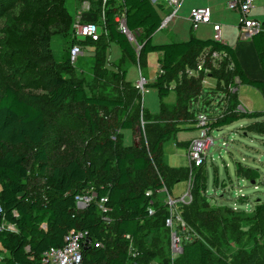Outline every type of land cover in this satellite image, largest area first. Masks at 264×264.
Listing matches in <instances>:
<instances>
[{"label":"trees","instance_id":"16d2710c","mask_svg":"<svg viewBox=\"0 0 264 264\" xmlns=\"http://www.w3.org/2000/svg\"><path fill=\"white\" fill-rule=\"evenodd\" d=\"M7 10L10 13L3 30V64L21 83L17 86L13 82H6L0 95V206L3 213L0 217V247L8 255L6 264H40L41 255L45 251L62 247L65 237L75 231H86L93 241L103 245L102 249L85 248L82 251L83 264H126L129 255L119 246L129 240H137L145 229L152 226L154 214L148 213L153 208V202L152 195L146 196L147 191H158L171 184L183 182L188 177L187 167L172 168L165 163L161 149L162 144L173 139L178 132L194 130L196 121L190 109L202 91L201 79L204 77L180 76L178 63L186 60V69L187 66H193L194 69L197 57L204 49L224 51L229 56L233 69L226 70L227 62L223 61L218 69H210L213 72L212 79L219 73L217 78L226 89V76L236 77L239 80L238 86L257 90L264 103V21L263 30L251 39L262 76L255 81L245 76L233 51L227 45L211 39L192 38L180 43L153 44L152 36L158 30L162 17L160 5L152 4L150 0L105 1L101 8L104 13L102 27L96 23L101 13L89 7L88 12L95 15L92 23L101 30L104 29L106 34L101 33L97 41L84 39L82 42L93 46L100 43L106 35L132 63L138 65L141 64L140 56L145 58L151 53L158 54V73L154 82L147 86L154 88L160 99L166 98L171 91L175 95L171 105L160 101L156 114H150L142 108L146 125L143 129L131 121L120 124V130H136L139 140L133 139L128 148L117 147L114 166L111 167L108 162L104 164L107 181L99 187L96 185L97 171L91 163L86 168L75 161H69L64 166L47 164L44 149L46 122L37 104L43 103L53 111H58L70 99L73 104L86 107L120 109L125 105L124 100L86 96L82 83L74 76L70 66L69 50L65 54L66 64L62 67L67 77H62L56 68L50 41L54 36H68L73 25L72 15L65 8V0H0V14ZM121 14L127 32L140 34L139 57L135 55L125 34L117 29L114 19ZM78 43L79 40L72 38L70 34L69 49L73 45L79 46ZM101 49L104 50V47ZM50 61L53 62L50 70L44 69L43 65ZM120 78L130 86L124 80L125 71ZM174 82L176 87L169 90L168 86ZM132 87V90H137ZM19 88L37 94H28V101H25ZM133 92H136L135 101L140 102L138 91ZM228 97L222 105L225 108L223 117L209 126L211 130L220 129L241 119L264 118V109L253 113L234 112L239 105L238 98L232 94H228ZM84 114L87 115L85 110ZM182 120L186 123L182 124ZM167 122H171L168 123L169 129H164ZM256 124L257 121L249 125L252 133L257 131ZM21 145L34 152L33 158L37 161L41 175L50 169L44 180L46 188L43 199L30 196L27 191L26 156L7 147ZM185 145L187 149L189 142ZM115 148L114 141L107 139L93 149L104 152ZM236 174L237 177L248 178L250 181L258 178V172L254 169H246L245 173H241L237 168ZM191 178V202L181 206L180 212H177L194 238L183 243V252L173 263L209 264L212 251L204 242L210 243L213 248L220 246L227 234L232 236L233 228L239 227L238 221H241L248 222L247 235L253 239L257 236L262 238V243L253 247L249 253H239L232 262L218 257L215 264H264V203L256 204L251 215H239L240 213L232 212L229 207L223 210L209 209L203 195L206 191L205 178L199 173L191 175ZM90 193H94L97 199L105 198L104 207L108 210L106 215L113 217L109 227L104 221L106 215L94 202L83 210L75 207V197ZM163 207L161 214L153 219L169 235L164 224L168 210L166 205ZM198 235L204 242L198 239Z\"/></svg>","mask_w":264,"mask_h":264},{"label":"rangeland","instance_id":"374dc122","mask_svg":"<svg viewBox=\"0 0 264 264\" xmlns=\"http://www.w3.org/2000/svg\"><path fill=\"white\" fill-rule=\"evenodd\" d=\"M105 1L107 0H65V8L72 15L74 25V23L81 20L79 14L86 11L87 8L89 9V7L96 11L99 10V13H101V8L104 6ZM77 11L79 12L77 13ZM9 13L7 10L0 14V95L6 82H13L17 86L21 83L19 78H16L3 64V30L9 18ZM99 13L98 16H100ZM96 23L99 27H102L101 18L98 17ZM172 23H169L165 29L156 31L152 36L153 44L184 42L185 39L183 37L175 38V41H170V39L166 38L165 35L168 30H172ZM70 34L73 38L72 29ZM70 34L63 37L54 36L50 41L52 57L62 77H67L62 67L66 64L65 54L69 50ZM125 36L135 55L139 57L141 49L140 34L126 33ZM243 43L246 44H243L244 46L242 47H247L251 50L249 42L244 41ZM78 44L82 54L70 66L74 76L82 83L85 95L94 98L122 99L124 100V107L120 109L86 107L73 104L70 99H67L63 107L58 111H53L43 103H39L37 106L43 112L46 122L44 149L47 164L49 166H64L69 161H75L80 163L83 168H86L91 163L95 166L98 175L96 185L101 187L107 181L103 166L106 162L111 167L114 166V156L117 154V147L128 148L133 139L139 140L136 130H120V124L124 121H131L137 127L143 129L146 126L143 119V109L150 114H156L160 101L171 105L174 103L175 95L171 91L166 98L160 99L157 91L150 86L144 87L142 91L132 90V86L135 87L141 77L148 85L154 82L158 73L157 54L151 53L146 55L145 58L140 56L141 64L138 65L137 63H132L106 35L100 43L93 46L85 44L81 39H79ZM102 47H104V50L101 49ZM252 54L255 58L254 52ZM185 61L182 60L178 63V73L180 76L185 75L187 78H191L188 77L186 71L191 70L193 66H187L186 69ZM52 65L53 62L50 61L45 63L43 68L50 70ZM123 71H125L124 80L130 86L126 85L120 78ZM212 73L210 71V75ZM200 75L205 76L204 72L199 73L198 76ZM215 76V79H212V77L207 79V84L202 87V91L194 101L192 108L209 112L213 116L218 113H224L225 108L222 105L229 98L228 94H232L237 96L239 104L246 113L260 112L264 109L263 98L257 90L248 86H238V84L234 83V78L230 76H226L225 81H227V84L226 89H224L223 82H220L219 78H217L219 73ZM175 87L176 82L171 83L168 89L174 90ZM235 88H237V92L231 91ZM133 91H138L140 102L135 101L136 92ZM19 92L25 101H28V94H37V92H29L20 88ZM84 110L87 115L84 114ZM244 112L239 111L237 113ZM255 121L258 123L255 126L257 131L252 133L249 125L255 123ZM168 123L171 122L164 124V129H169L170 124ZM184 123L186 122L182 120V124ZM197 135L196 130L181 131L176 134V141L185 143ZM211 138L213 145L205 154V165L197 169L188 161L185 144L181 145V147L174 146L172 139L162 144L161 151L165 163L174 168L187 167L188 177L183 182L171 184L158 191H153L152 189L147 191L149 195H152L154 217L161 214L164 205L167 206V197L172 199L178 211L181 206L189 204L183 195L187 191L191 193V175L195 173H199L201 177L205 178L206 191L203 195L209 209L219 208L223 210L229 207L232 212L240 213L239 215L242 213L251 215L256 204L264 203V118L238 120L228 126L213 130ZM107 139L114 141L116 145L114 150L97 152L93 149ZM7 147L26 156L28 170L27 191L30 196L43 199L46 188L44 180L49 175L50 169L48 168L45 174L41 175L38 172L37 161L33 158L34 152L27 146ZM237 168L240 169L241 173H245L246 169L257 170L258 178L255 181H250L248 178L237 177ZM214 179L216 182H214ZM153 218L152 226L145 229L137 240H129L128 243L119 246L129 255V260L126 264H174L170 258L168 232L159 223L156 224ZM105 219L106 226L109 227L113 222V217L106 215ZM238 223L239 227L233 228L232 236L227 234L220 246H215L214 248L211 247L210 243L204 242L198 235V239L204 242L205 246L212 251V258L209 264H215L218 257L232 262L233 258L239 253H249L253 247L262 243V238L257 236L253 239L247 235L249 230L248 222L238 221ZM7 258V253L0 247V264H6Z\"/></svg>","mask_w":264,"mask_h":264},{"label":"built area","instance_id":"2783aa9c","mask_svg":"<svg viewBox=\"0 0 264 264\" xmlns=\"http://www.w3.org/2000/svg\"><path fill=\"white\" fill-rule=\"evenodd\" d=\"M182 0H154V3L161 2L169 6L172 11L171 15L166 17L163 23L160 24L158 30L163 29L168 20H170L179 7ZM225 8L238 14V24L237 32L238 38L241 41H251V39L263 30L262 23L256 19L249 16L252 8V0H228L226 2ZM210 10L209 9H194L189 13V21L193 30L201 24H208L210 22ZM101 20L104 22V13L101 12ZM115 23L117 29L126 35L127 30L124 25L123 15L115 16ZM104 24V23H103ZM104 28V27H103ZM213 37L212 40L220 43V27L219 25H213ZM73 38L76 40L91 39L92 41H97L101 33L106 34L104 29H100L96 24L92 22L77 21L74 23L73 28ZM82 54L81 49L77 45L70 47L68 52V60L70 64H73L78 57ZM226 61V70L231 71L233 69V64L230 61L229 56L224 51H215L204 49L196 60V67L192 70H187L188 77L197 78L199 73L204 72L205 76L201 80V85L207 84V79L211 77L210 69H218L220 64ZM209 65L210 67H207ZM234 83L239 84L238 78L234 77ZM147 86V83L141 77L136 83L135 88L137 90H143ZM237 92V88L231 90ZM194 103L192 104V106ZM191 106V111H193L195 116V127L199 131L198 137L192 139L186 149L188 161L192 164L194 168H200L205 164L206 152L213 145V140L211 138V130L209 126L215 122L217 119L223 117V113H218L212 115L209 112H204L200 109H194ZM243 111V107L239 104L236 106L234 112ZM210 134V135H209ZM149 194L146 193V196ZM184 199H187L188 203L191 202V193L187 191L183 195ZM98 207V209L106 215L108 210L104 207L105 198H96L94 193L84 194L75 197V207L78 210L85 209L90 203H93ZM177 202V201H176ZM175 202V203H176ZM174 202L170 197H167V210L168 217L165 219V227L169 230V252L171 261H175L183 252V243L190 242L193 240L194 235L185 226ZM149 215L153 214L152 210H149ZM2 209L0 206V217H2ZM106 217V216H105ZM104 217V221H106ZM2 226H0V229ZM128 239V237H125ZM129 240V239H128ZM93 247L95 249H102L103 245L101 242L93 241L92 237L86 231H75L70 232L64 239V245L60 248H50L41 255L40 264H83V254L82 251L85 248Z\"/></svg>","mask_w":264,"mask_h":264},{"label":"crops","instance_id":"0c3cea01","mask_svg":"<svg viewBox=\"0 0 264 264\" xmlns=\"http://www.w3.org/2000/svg\"><path fill=\"white\" fill-rule=\"evenodd\" d=\"M227 1L228 0H182L175 12V15L167 21L165 27L163 28L165 29L169 23L173 22L171 25L172 30H168V33H166L165 36L166 38L170 39V41H175L174 39L178 37H183L185 39L184 42L189 41L192 38L198 40H212V26L219 25L220 43L223 45H227L233 51L235 58L238 61V64L245 76L251 80L258 81L262 78V76L257 62V58H254L252 54V52H254L253 44L251 41H245L247 43L249 42L251 50H249L247 47H242L244 46L243 44L246 43H243L244 41H241L237 38L236 27L239 19L238 14L230 12L225 8ZM150 2L153 4L154 0H150ZM154 5H160V13L162 17L161 23H163L166 17L171 15L172 9L161 2L154 3ZM263 5L264 0H252V8L249 14L251 18L258 20L261 23L264 21ZM202 8L210 10V22L208 24H201L197 27V29L193 30L189 21V13L194 9ZM88 11L89 9L87 8L86 11L79 14L81 20L85 17L86 14H91ZM78 12L79 11H77V13ZM194 130H196V133L199 135V131L196 129V127H194ZM198 135L189 139L187 142H190L192 139L198 137ZM172 141L175 144L174 146L180 147L181 145L187 143H178L176 141V135L173 137Z\"/></svg>","mask_w":264,"mask_h":264},{"label":"water","instance_id":"95a60500","mask_svg":"<svg viewBox=\"0 0 264 264\" xmlns=\"http://www.w3.org/2000/svg\"><path fill=\"white\" fill-rule=\"evenodd\" d=\"M82 20L84 22H94L95 21V15L94 14H86Z\"/></svg>","mask_w":264,"mask_h":264}]
</instances>
